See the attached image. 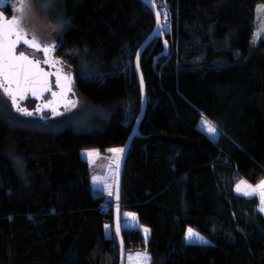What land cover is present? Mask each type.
Masks as SVG:
<instances>
[{
	"label": "trees",
	"instance_id": "trees-1",
	"mask_svg": "<svg viewBox=\"0 0 264 264\" xmlns=\"http://www.w3.org/2000/svg\"><path fill=\"white\" fill-rule=\"evenodd\" d=\"M161 38L145 50L147 108L122 180V228L150 264H264V0H150ZM63 62L81 107L18 118L0 100V264H120L113 198L96 195L82 151L124 148L143 107L135 68L156 27L142 0H58ZM168 17V27L165 26ZM91 73L80 74V66ZM218 130L213 141L198 125ZM191 228L208 243L186 240Z\"/></svg>",
	"mask_w": 264,
	"mask_h": 264
},
{
	"label": "snow or ice",
	"instance_id": "snow-or-ice-1",
	"mask_svg": "<svg viewBox=\"0 0 264 264\" xmlns=\"http://www.w3.org/2000/svg\"><path fill=\"white\" fill-rule=\"evenodd\" d=\"M32 2L39 3L43 11L49 7L51 0H32ZM2 3L3 0H0V4ZM17 10L20 13L18 17H14L11 21L3 20V22H0V77L3 78V83H0V89L11 99L13 106L16 107L18 111L23 112L25 115H32L31 112L19 106L17 103V94L19 93L20 99H24V93L29 91L35 95L38 86L44 91H51V88L45 78L46 74L40 69L39 61L29 59L31 53L28 55L25 53L31 48L46 54L50 49L48 46L38 42V34L35 27L27 22L31 13L30 6L21 2L17 6ZM156 15L159 20L160 13L157 12ZM12 36L15 37L14 40L10 39ZM21 44L23 47H20L19 54H17V46ZM65 79H67V77H65ZM13 84L16 85L15 89L12 88ZM53 95H55V93H53ZM47 106L48 105H45V107ZM53 111H55V109H53ZM200 127L212 137L217 135V130L214 125L207 120H202ZM88 155L91 156L92 153H88ZM257 189L259 190L258 193L257 190L254 189L253 193H245V195L259 194L262 205H264V182H261V184L257 186ZM237 190L239 191V189ZM109 195H111V193H109ZM260 210L264 211V206H262ZM117 231H119V228H117ZM144 231L147 233L148 230L145 229ZM193 239L206 243L202 236L189 228L186 234V240L191 242ZM143 255L146 259H150L146 254Z\"/></svg>",
	"mask_w": 264,
	"mask_h": 264
},
{
	"label": "rangeland",
	"instance_id": "rangeland-1",
	"mask_svg": "<svg viewBox=\"0 0 264 264\" xmlns=\"http://www.w3.org/2000/svg\"><path fill=\"white\" fill-rule=\"evenodd\" d=\"M9 1L13 5L14 9L17 11L18 15H20V13L17 10V6L21 2L26 3L30 6L31 13L29 15L27 22L30 23V25H33L35 27V30L38 34V42H41L42 44L46 45V44L52 43V41L54 40L59 39L57 27L55 23H53L54 18L57 19L60 16L58 0H51L49 7L47 9H44L43 11L41 10L40 4L33 3L32 0H9ZM167 19L168 17L165 16V26L168 25ZM79 71H80V74L82 75L91 73L90 69L84 65L80 66ZM0 100L3 102L5 101V103L8 105L10 110L13 112L11 104L8 102V100L4 97V95L1 92H0ZM80 107H81V103H79L78 101V107H77L78 110L80 109ZM14 115L18 118H21L15 113ZM61 119L63 118H60L58 120H61ZM202 120H207V119L203 118ZM202 120L200 121L198 125L199 129H201L200 125H201ZM205 133L211 139L217 140L219 137L218 130H217V135H215L214 137L210 136L206 131ZM120 150H122V148L110 149L106 153L100 152L95 149L82 151V156L88 161L90 165V169H91L90 181H91V188L94 194L96 195L105 194L109 198H113L116 171H117L116 168H117L119 159L122 154V151ZM88 153H92V155L89 156ZM237 189H239V191ZM254 189L257 190V193L259 192V190L257 189V186L251 185L245 180H241L235 187L236 192L242 196H247V197L257 196L260 200V208H261L264 205H262L261 197L259 194L245 195V193H253ZM109 193H111V195H109ZM261 212L264 214V211H261ZM122 227L127 228V229H140L146 241H148L150 237L149 229L141 226V224L139 223L138 217L134 213L126 212L122 214ZM145 229L148 230L147 233L144 231ZM193 231L196 232L195 230ZM199 235L202 236L201 234ZM202 237L204 238V241L208 243L207 238L204 236ZM187 242L195 243V244L205 243V242L197 241L195 239H193L191 242L189 241ZM143 254H146V253L139 252V251L128 253L126 264H150L151 259H146ZM147 257L150 258L148 255Z\"/></svg>",
	"mask_w": 264,
	"mask_h": 264
},
{
	"label": "water",
	"instance_id": "water-1",
	"mask_svg": "<svg viewBox=\"0 0 264 264\" xmlns=\"http://www.w3.org/2000/svg\"><path fill=\"white\" fill-rule=\"evenodd\" d=\"M6 0H3V3L0 4V22H3V20H7V21H11L10 19H8L6 17V15H4V13L2 12V7L4 5ZM145 4L148 5V7L151 8V10L153 11L155 17H156V27L154 29V31L150 34V36L148 37V39L144 42V44L140 47L138 53H137V57L135 60V68L139 77V81H140V85L142 88V98H143V107H142V111L141 114L138 118V121L135 125V128L132 131V134L130 135L125 147L122 149V154L121 157L119 159L117 168H116V179H115V185H114V196H113V201L115 204V229H116V233H117V237H118V241H119V245H120V264H126L127 261V249L123 240V236H122V180H123V174H124V170H125V165H126V161L129 155V152L131 150L132 144L135 140L136 137L139 136V126L145 116L146 113V108H147V93H146V89H145V85H144V80H143V75H142V71H141V60H142V56L143 53L145 52V50L150 46V44L156 40L157 38H161L165 44V52L163 54V56H167V52H168V43L165 39V34L162 31V27H163V20H162V14L160 12V5L155 4L154 2L150 1V0H142ZM159 12L160 13V18L159 20L157 19V15L156 13ZM11 40H14V36L10 37ZM31 49V48H30ZM35 50V49H34ZM17 53V52H16ZM29 59L33 60L32 58L29 57ZM138 65V66H137ZM40 69L42 70L43 73L46 74L45 78L47 80L48 85L50 86L51 90H52V85H53V76L54 73L47 71L45 68H43L40 65ZM55 80L56 84L58 85V89L60 92V97L61 99L65 102V104H68L69 102V96L71 94L72 91V81L70 76L59 72L58 74H55ZM59 77V79H58ZM65 77H67V79H65ZM16 88V85L14 84L13 89ZM50 91H44L41 87H37V91L36 94L33 95L31 91L24 93L25 98L22 99V102L24 100H26V98L28 97V95L30 94L31 98L38 101L39 103L42 102L43 98L49 93ZM18 97L19 93L17 94ZM50 101L47 103H44V105H49ZM118 196V199H117ZM117 228H119V231H117Z\"/></svg>",
	"mask_w": 264,
	"mask_h": 264
},
{
	"label": "flooded vegetation",
	"instance_id": "flooded-vegetation-1",
	"mask_svg": "<svg viewBox=\"0 0 264 264\" xmlns=\"http://www.w3.org/2000/svg\"><path fill=\"white\" fill-rule=\"evenodd\" d=\"M1 10L4 13V15H6V17L10 20H12L14 17L19 16L9 0L5 1ZM46 46H48L50 49L46 54L30 48L25 53L26 55L31 53V55H29L30 58L39 61V64L43 68H45L47 71L54 73L52 79L53 81L52 90L43 98L41 103L32 99L30 94L23 102L22 99H20V97L17 96V103L19 104V106L21 108L26 109L28 112H31L32 115H25L23 112L18 111L17 108L13 106L11 99L4 94L2 89H0V92L11 104L13 112L21 118L38 120V121L40 120L44 122L55 121L60 118H65L69 116L71 113H73L74 109L78 107V98L74 91L73 76L70 73L71 70L68 67V64H66L62 60L61 45L59 41L54 40L52 41V43L46 44ZM20 47H23V45L21 44L17 46L16 49L17 54H19ZM59 72L70 76L72 81V91L69 96L68 104H65V102L61 99L58 85L56 84L57 80H55L56 77L55 74H58ZM0 83H3L2 77H0ZM13 87L14 84L12 85V88ZM53 93H55V95H53ZM49 101L50 104L47 107H45L44 103H47ZM53 109H55V111H53Z\"/></svg>",
	"mask_w": 264,
	"mask_h": 264
},
{
	"label": "crops",
	"instance_id": "crops-1",
	"mask_svg": "<svg viewBox=\"0 0 264 264\" xmlns=\"http://www.w3.org/2000/svg\"><path fill=\"white\" fill-rule=\"evenodd\" d=\"M201 130V129H200ZM202 132H204L205 133V131H203V130H201ZM213 141H215L216 139H212ZM217 141V140H216ZM150 231V230H149ZM188 231V230H187ZM150 234V233H149ZM151 262V261H150Z\"/></svg>",
	"mask_w": 264,
	"mask_h": 264
},
{
	"label": "bare ground",
	"instance_id": "bare-ground-1",
	"mask_svg": "<svg viewBox=\"0 0 264 264\" xmlns=\"http://www.w3.org/2000/svg\"><path fill=\"white\" fill-rule=\"evenodd\" d=\"M162 14V13H161ZM162 20H163V18H162ZM169 25H166V27H168ZM163 28V27H162Z\"/></svg>",
	"mask_w": 264,
	"mask_h": 264
}]
</instances>
